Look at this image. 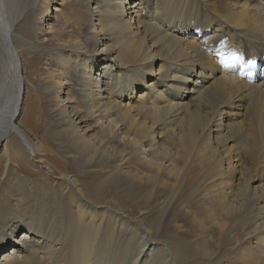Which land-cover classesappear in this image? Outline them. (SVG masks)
<instances>
[{"label": "bare ground", "instance_id": "obj_1", "mask_svg": "<svg viewBox=\"0 0 264 264\" xmlns=\"http://www.w3.org/2000/svg\"><path fill=\"white\" fill-rule=\"evenodd\" d=\"M52 2L0 0V264H264V0Z\"/></svg>", "mask_w": 264, "mask_h": 264}, {"label": "snow or ice", "instance_id": "obj_2", "mask_svg": "<svg viewBox=\"0 0 264 264\" xmlns=\"http://www.w3.org/2000/svg\"><path fill=\"white\" fill-rule=\"evenodd\" d=\"M220 60L219 63L225 68H235L237 65L244 66V58L238 52L232 51L229 53H218ZM248 63H254L248 61Z\"/></svg>", "mask_w": 264, "mask_h": 264}, {"label": "rangeland", "instance_id": "obj_3", "mask_svg": "<svg viewBox=\"0 0 264 264\" xmlns=\"http://www.w3.org/2000/svg\"><path fill=\"white\" fill-rule=\"evenodd\" d=\"M48 2H49L50 4L53 3L52 0H48ZM53 7H54V5H53ZM129 16H130V13H129V11H127V17L129 18ZM51 22H52V21H51Z\"/></svg>", "mask_w": 264, "mask_h": 264}]
</instances>
